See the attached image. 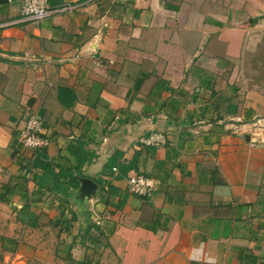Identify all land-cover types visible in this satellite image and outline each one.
Segmentation results:
<instances>
[{"label": "crops", "instance_id": "0c3cea01", "mask_svg": "<svg viewBox=\"0 0 264 264\" xmlns=\"http://www.w3.org/2000/svg\"><path fill=\"white\" fill-rule=\"evenodd\" d=\"M49 5L74 9L21 22L0 0L4 260L264 264V0ZM30 114L60 189L28 171ZM152 133L166 145L139 144ZM118 165L133 168L116 178ZM135 174L150 196L129 191Z\"/></svg>", "mask_w": 264, "mask_h": 264}, {"label": "built area", "instance_id": "2783aa9c", "mask_svg": "<svg viewBox=\"0 0 264 264\" xmlns=\"http://www.w3.org/2000/svg\"><path fill=\"white\" fill-rule=\"evenodd\" d=\"M20 4V21L39 23L45 18L60 13H70L74 7L70 5L52 8L50 0H11ZM20 144L27 152L29 160H33L39 150L48 146V140L42 135V122L35 114H30L20 130ZM167 143V137L161 133H152L142 137L139 144L145 147H161ZM129 191L135 195L148 197L154 190L155 182L145 176L135 174L127 179Z\"/></svg>", "mask_w": 264, "mask_h": 264}, {"label": "trees", "instance_id": "16d2710c", "mask_svg": "<svg viewBox=\"0 0 264 264\" xmlns=\"http://www.w3.org/2000/svg\"><path fill=\"white\" fill-rule=\"evenodd\" d=\"M44 149L42 150H39L37 153H36V156L33 158V160H31L29 162V169L28 171H31V169H34V168H40L43 170L44 174H43V179L41 178L40 180L36 181V184L39 186V187H42V186H45V180L47 179H50L52 178L51 176H53L51 173V164L46 162V157H45V154H44ZM116 156H118V154H116ZM114 156L112 158H110V160L107 162L106 166H105V169L106 171L108 172H112V169L115 167L116 165V159L117 157ZM133 166L132 165H127V166H123V165H118V174L116 176V178H121L123 177L124 175L127 174V172L132 169ZM63 173H59L57 175L58 176H61ZM53 179V190H57V189H60L61 188V184L58 183L57 179L56 178H52ZM69 186L73 187V188H76L78 183L77 182H70L68 184ZM67 187V185L65 186ZM66 189V188H65ZM64 203L67 202V200H63ZM75 220V217L72 216L71 217V221H74ZM88 231V230H87ZM87 233V232H86ZM0 241H1V246H0V249L1 251L5 252L7 251V248L6 246L4 245L5 243V239L0 237ZM0 261H3L2 259V256H0ZM76 264H83V262H80V263H76Z\"/></svg>", "mask_w": 264, "mask_h": 264}, {"label": "rangeland", "instance_id": "374dc122", "mask_svg": "<svg viewBox=\"0 0 264 264\" xmlns=\"http://www.w3.org/2000/svg\"><path fill=\"white\" fill-rule=\"evenodd\" d=\"M6 218L5 217H3V216H0V227L1 226H3V224H4V220H5ZM11 220V219H10ZM9 219H6V221H10ZM13 235L12 236H15L16 234V237H20V236H22V237H25V233H23L22 235H19L20 233L19 232H13L12 233ZM0 237H2V238H4V239H8L7 237H4L3 235H1L0 234ZM0 246H1V241H0ZM0 256H2V259H3V261H0V264H10V261H5L4 260V252L3 251H1V249H0Z\"/></svg>", "mask_w": 264, "mask_h": 264}, {"label": "water", "instance_id": "95a60500", "mask_svg": "<svg viewBox=\"0 0 264 264\" xmlns=\"http://www.w3.org/2000/svg\"><path fill=\"white\" fill-rule=\"evenodd\" d=\"M86 182H84V184H85ZM86 184H89V188H92V187H94L95 185L93 184V183H91V182H87Z\"/></svg>", "mask_w": 264, "mask_h": 264}]
</instances>
